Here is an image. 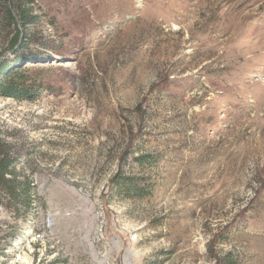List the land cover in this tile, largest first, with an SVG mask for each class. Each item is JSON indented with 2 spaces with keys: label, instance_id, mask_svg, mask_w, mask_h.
Masks as SVG:
<instances>
[{
  "label": "rangeland",
  "instance_id": "1",
  "mask_svg": "<svg viewBox=\"0 0 264 264\" xmlns=\"http://www.w3.org/2000/svg\"><path fill=\"white\" fill-rule=\"evenodd\" d=\"M29 7L36 20L15 26L0 0V64L31 55L12 69L40 86L33 100L0 96V136L32 187L28 207L0 190V249L53 214L35 260L58 240L63 264H213L228 251L264 264V0ZM18 29L26 44L12 48ZM118 170L151 194H115Z\"/></svg>",
  "mask_w": 264,
  "mask_h": 264
},
{
  "label": "trees",
  "instance_id": "2",
  "mask_svg": "<svg viewBox=\"0 0 264 264\" xmlns=\"http://www.w3.org/2000/svg\"><path fill=\"white\" fill-rule=\"evenodd\" d=\"M2 2L6 7L8 20L15 26L19 23L18 21L25 26L36 20V17L31 13V7H29L32 0H2ZM20 35L21 33L18 29L10 44L12 48L18 43H21L20 45L26 44V40L21 39L23 37ZM30 58L31 55H21V52H17L13 61L7 60L0 64V96L18 100H33L40 96V86L28 83L29 77L21 72L22 69H12L13 65L15 66ZM11 147L12 145L5 142L0 136V190L9 193L14 201L22 199L23 203L28 207L31 203V181L28 178L24 181L17 179L16 165L18 160L11 155ZM135 161L144 165L154 164L158 159L152 154L143 153L135 157ZM9 174L11 176H8ZM113 189L115 194L137 198L151 194L153 185L143 178L118 170L111 180V190ZM148 262L146 261L144 264ZM213 264L241 263L231 251H228L217 255Z\"/></svg>",
  "mask_w": 264,
  "mask_h": 264
},
{
  "label": "built area",
  "instance_id": "3",
  "mask_svg": "<svg viewBox=\"0 0 264 264\" xmlns=\"http://www.w3.org/2000/svg\"><path fill=\"white\" fill-rule=\"evenodd\" d=\"M54 223L55 215L49 214L45 217L44 227H42V229L40 230H34L32 227H28L22 230L21 233L20 231L11 232V241H9V246H7L4 250L0 249V264H24L23 259L21 258L23 254L27 255V257L30 259V264H63L60 262L58 250L56 249V244L59 243L58 240L50 244L54 248L53 251L41 249L37 260H35V257L32 255L35 250L33 247L34 241H39L42 238H46L49 235L53 234L56 229V227H53ZM102 230L103 227H97L95 232H98V236H101L103 235V233L100 234L99 232H102ZM10 249H12V251L19 249L20 255L17 258H13L14 260H11L7 263V253L10 251Z\"/></svg>",
  "mask_w": 264,
  "mask_h": 264
},
{
  "label": "bare ground",
  "instance_id": "4",
  "mask_svg": "<svg viewBox=\"0 0 264 264\" xmlns=\"http://www.w3.org/2000/svg\"><path fill=\"white\" fill-rule=\"evenodd\" d=\"M21 258L23 259L24 264H30V259L27 257V255L23 254Z\"/></svg>",
  "mask_w": 264,
  "mask_h": 264
}]
</instances>
